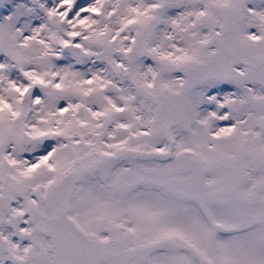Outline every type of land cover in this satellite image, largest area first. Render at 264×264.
Instances as JSON below:
<instances>
[{"label":"snow or ice","instance_id":"snow-or-ice-1","mask_svg":"<svg viewBox=\"0 0 264 264\" xmlns=\"http://www.w3.org/2000/svg\"><path fill=\"white\" fill-rule=\"evenodd\" d=\"M0 264H264V0H0Z\"/></svg>","mask_w":264,"mask_h":264}]
</instances>
